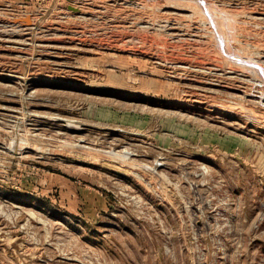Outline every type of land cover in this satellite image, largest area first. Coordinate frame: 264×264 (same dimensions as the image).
Masks as SVG:
<instances>
[{
  "label": "rangeland",
  "instance_id": "rangeland-1",
  "mask_svg": "<svg viewBox=\"0 0 264 264\" xmlns=\"http://www.w3.org/2000/svg\"><path fill=\"white\" fill-rule=\"evenodd\" d=\"M0 31V264H264V0H0Z\"/></svg>",
  "mask_w": 264,
  "mask_h": 264
},
{
  "label": "bare ground",
  "instance_id": "bare-ground-1",
  "mask_svg": "<svg viewBox=\"0 0 264 264\" xmlns=\"http://www.w3.org/2000/svg\"><path fill=\"white\" fill-rule=\"evenodd\" d=\"M86 1H87V0H86ZM79 2H80V1H79ZM203 3H204V2H203ZM74 6H75V5H74ZM74 6H73V7H74ZM201 6H202V5H201ZM204 6H205V8H206V5H204ZM202 7H203V6H202ZM80 9H81V8H80ZM80 9H79V10H80ZM202 10H203V9H202ZM77 11H78V10H77ZM204 11H205V10H204ZM204 11H202V13H203ZM87 12H88V11H87ZM90 12H91V11H90ZM208 12H209V11H208ZM209 13H210V12H209ZM211 19H212V18H211ZM167 21H168V20H167ZM167 21H166V22H167ZM169 21H170V20H169ZM175 21H176V20H175ZM177 21H178V20H177ZM193 21H194V20H193ZM194 22H195V21H194ZM170 23H171V22H170ZM174 23H175V22H174ZM177 23H178V22H177ZM190 23H191V22H190ZM178 24H179V23H178ZM183 24H184V23H183ZM186 24H187V23H186ZM208 24H209V23H208ZM213 24H214V23H213ZM197 25H199V24H197ZM170 26H171V25H170ZM170 26H169V27H170ZM180 26H181V24H180ZM199 26H200V25H199ZM175 27H176V26H175ZM175 27H174V28H175ZM194 27H196V26H194ZM215 27H216V26L214 25V28H215ZM174 28H173V29H174ZM179 28H180V27H179ZM185 28H187V27H185ZM185 28H184V29H185ZM192 28H193V27H192ZM196 28H197V27H196ZM199 29H200V28H199ZM187 31H188V30H187ZM187 31H186V32H187ZM199 31H200V30H199ZM0 32H1V31H0ZM195 33H197V32H195ZM201 33H202V32H201ZM178 34H179V33H178ZM180 34H181V33H180ZM184 34H185V33H184ZM217 34H218V33H217ZM182 35H183V34H182ZM197 35H198V34H197ZM202 35H203V34H202ZM179 36H181V35H179ZM198 36H199V35H198ZM214 36H215V35H214ZM201 37H202V36H201ZM201 37H200V38H201ZM175 38H176V37H175ZM201 39H202V38H201ZM7 41H8V40H7ZM11 42H12V41H11ZM14 42H15V41H14ZM44 48H46V47H44ZM223 50H224V49H223ZM225 51H226V50H225ZM226 53H227V52H226ZM231 54H232V53H231ZM231 54H229V55L231 56ZM232 56H234V55H232ZM237 56H238V55H237ZM240 56H241V55H240ZM237 58H238V57H237ZM245 59H246V58H245ZM179 60H180V59H179ZM179 60H178V61H179ZM236 60H237V59H236ZM247 60H248V59H247ZM249 60H250V62L254 61L253 59H252V61H251V59H249ZM238 61H239V60H238ZM184 62H185V61H184ZM184 62H183V63H184ZM190 62H191V61H190ZM201 62H203V61H201ZM201 62H200V63H201ZM245 62H246V61H245ZM254 62H255V61H254ZM236 63H237V62H236ZM238 63H239V62H238ZM241 63H242V62H241ZM248 63H249V62H248ZM255 63H256V62H255ZM257 63H258V62H257ZM189 64H190V63H189ZM202 64H203V63H202ZM196 65H197V64H196ZM204 65H205V64H204ZM244 65H245V64H243V66H244ZM229 66H230V65H229ZM249 66H251V65H249ZM172 67H173V66H172ZM180 67H181V66H180ZM192 67H194V66H192ZM195 67H199V66H195ZM204 67H205V66H204ZM231 67H232V66H231ZM237 67H238V66H237ZM176 68H177V67H176ZM178 68H179V67H178ZM235 68H236V67H235ZM235 68H234V69H235ZM240 68H243V67H240ZM245 68H246V67H245ZM172 69H173V68H172ZM180 69H181V68H180ZM180 69H179V70H180ZM230 69H231V68H230ZM237 69H238V68H237ZM237 69H236V70H237ZM249 69H250V67H249ZM251 69H252V68H251ZM211 70H212V68H211ZM213 70H214V69H213ZM215 70H216V69H215ZM243 70H244V69H243ZM243 70L240 69V72L243 71ZM247 70H248V69H247ZM172 71H173V70H172ZM175 71H176V69H175ZM191 71H192V70H191ZM191 71H190V72H191ZM231 71H232V70H231ZM259 71H260V70H259ZM194 72H195V71H194ZM232 72H233V71H232ZM232 72H231V73H232ZM234 72H235V71H234ZM245 72H246V70H245ZM251 72H252V71H250V73H249V72H247V73H248V74H251ZM254 72H256V71H254ZM263 72H264V71H263ZM173 73H174V72H173ZM183 73H184V72H183ZM198 73H199V72H198ZM201 73H202V72H201ZM211 73H212V72H211ZM211 73H210V74H211ZM229 73H230V72H229ZM235 73H236V72H235ZM188 74H189V72H188ZM213 74H214V73H213ZM224 74H225V73H224ZM256 74H257V73H256ZM177 75H180V74H177ZM199 75H201V74H199ZM259 75H260V74H259ZM259 75H258V76H259ZM209 76H210V75H209ZM215 76H216V75H215ZM250 76H251V75H250ZM217 77H218V76H217ZM226 77H227V76H226ZM230 77H231V76H230ZM230 77H229V78H230ZM236 77H237V76H236ZM253 77H254V76H253ZM263 77H264V76H263ZM263 77L261 76V78H260V79H262V81H263ZM247 78H248V77H247ZM254 78H256V77H254ZM257 78H258V77H257ZM220 79H222V78H220ZM250 80H251V79H250ZM210 81H211V80H210ZM216 81H217V80H216ZM231 81H232V80H231ZM256 81H258V80H256ZM262 81H261V82H262ZM211 82H212V81H211ZM248 82H249V81H248ZM248 82L245 81V83H247V84H248ZM221 83H222V81H221ZM223 83H225V82L223 81ZM239 83H240V82H239ZM243 83H244V82H243ZM249 83H250V82H249ZM226 84H227V83H226ZM229 84H230V83H229ZM213 85H214V84H213ZM217 85H218V84H217ZM239 86H240V85H239ZM232 87H233V86H232ZM241 87H242V86H241ZM244 88H245V86H244ZM248 88H249V86H248ZM262 88H263V87H262ZM189 89H190V88H189ZM235 89H236V87H235ZM242 89H243V88H242ZM195 90H196V89H195ZM258 90H259V89H258ZM263 90H264V89H263ZM251 91L253 92V90H251ZM185 92H186V91H185ZM205 92H206V91H205ZM212 92H213V91H212ZM212 92H210V93H212ZM263 92H264V91H263ZM207 93H208V92H207ZM214 94H215V93H214ZM245 94H246V93H245ZM248 95H249V94H248ZM252 97H253V96H252ZM252 97H251V98H252ZM260 98H261V97H260ZM263 99H264V98H263ZM263 99H262V101H263ZM186 101H187V100H186ZM255 105H256V104H255ZM259 105H260V104H259ZM261 105H262V104H261ZM257 106H258V104H257ZM260 107H262V106H260ZM258 108H259V107H258ZM260 109H261V108H260ZM72 128H73V126H72Z\"/></svg>",
  "mask_w": 264,
  "mask_h": 264
}]
</instances>
